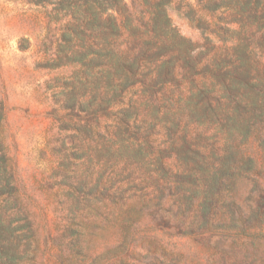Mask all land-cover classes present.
<instances>
[{
  "label": "trees",
  "instance_id": "16d2710c",
  "mask_svg": "<svg viewBox=\"0 0 264 264\" xmlns=\"http://www.w3.org/2000/svg\"><path fill=\"white\" fill-rule=\"evenodd\" d=\"M178 2L32 0L51 7L49 22L59 26L47 69L72 68L48 86L50 115L73 149L59 168L84 160L78 168L93 208L100 199L115 211L107 221L119 228L120 244L103 264H193L173 250L130 249L140 216L148 231L206 247L205 264H219V251L220 264H254L233 247L264 252V168L245 150L250 142L264 150V1L262 25L242 24L234 42L221 44L182 37L166 11ZM5 126L0 105V264H19L34 257L35 231ZM63 148L61 141L57 152ZM68 188L79 203L81 183Z\"/></svg>",
  "mask_w": 264,
  "mask_h": 264
},
{
  "label": "rangeland",
  "instance_id": "374dc122",
  "mask_svg": "<svg viewBox=\"0 0 264 264\" xmlns=\"http://www.w3.org/2000/svg\"><path fill=\"white\" fill-rule=\"evenodd\" d=\"M31 3L32 0H0V105L6 119L4 144L15 163L21 200L35 231L34 257L19 264H92L95 260L93 264H103L110 256L108 250L120 244L119 228L107 221L115 216V211L107 213L101 208L100 199L93 208L89 185H84L86 173L78 168L84 160L77 167L59 168L60 163L70 160L67 158L73 149L64 140L70 133H61L50 115L52 93L48 86L54 78L66 77L72 68L47 69L48 63L55 59L59 26L49 22L51 7ZM262 10V0H199V4L195 0H180L166 11L171 25L190 42L221 44L234 42L242 24L260 27ZM61 141L65 144L62 153L57 152ZM245 150L260 159L263 169L264 150L252 142ZM259 174L264 177V170ZM75 180L81 183L79 203L73 197V189L68 188ZM246 188V184L240 185L237 195L244 198ZM136 206L142 203L137 202ZM139 222L136 238L128 245L134 252L147 248L157 255H167L173 250L193 264L206 263V247L188 238L170 236L165 230L148 231L154 228H148L147 218L143 216ZM253 232L259 235L256 230ZM260 239L250 240L260 242ZM240 247H233L234 252L251 255L247 256L250 263L258 264L264 256L263 249H259L262 254L255 246H245L243 250ZM222 252L213 254L214 260L219 258V264L221 258L225 259ZM252 254L257 255L256 260Z\"/></svg>",
  "mask_w": 264,
  "mask_h": 264
}]
</instances>
